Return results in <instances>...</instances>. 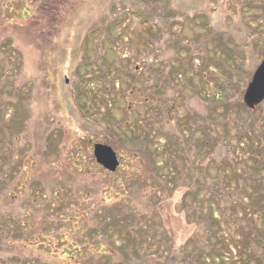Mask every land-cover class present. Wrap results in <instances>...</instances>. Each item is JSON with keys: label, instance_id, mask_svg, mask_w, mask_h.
Wrapping results in <instances>:
<instances>
[{"label": "rangeland", "instance_id": "obj_1", "mask_svg": "<svg viewBox=\"0 0 264 264\" xmlns=\"http://www.w3.org/2000/svg\"><path fill=\"white\" fill-rule=\"evenodd\" d=\"M145 1L0 0V43L5 44L0 55L10 57L12 64L19 53L18 78L29 113L20 142L0 138V150L12 147L14 157H19L9 163L12 170L4 187L0 180V264H125L123 250L112 249L113 242L117 247L123 238L113 235L109 241L110 227L102 237L96 231L103 220V211L95 210L98 204L134 209L140 217L154 214L150 222L137 221V227L146 239L155 235V246L160 244L156 237H165L168 245L160 253L146 252L136 264H196V239L200 247L207 246L208 230H220V239L235 244L242 235L237 225L244 224L241 203L247 204L249 184L245 182L247 189L236 193L235 179L245 165L215 162L209 158V146L203 143L194 151L186 143L202 138L209 114L222 111L219 97L224 87L216 85L219 79L232 84L227 107L241 108L264 128V102L253 111L242 102L264 54V0H170L179 15L191 18H177L172 12L167 22L152 17L155 26L143 15L150 6ZM196 13L209 19L214 37H199L202 29L189 26ZM205 55L217 61L231 57L232 62L228 69L223 63L218 69ZM5 61L0 59L7 65ZM81 94L86 95L77 98ZM151 97L154 104L148 105L144 100L151 102ZM11 112L24 117L20 105ZM191 112L204 121L194 135L181 120ZM164 115L175 117L169 132L159 122ZM234 117L228 120L230 127ZM146 119H154L149 126L152 144L159 149L168 146L183 166L178 173L181 180L174 185L172 164L163 162L162 170L151 173L152 165L147 166L141 154L131 150L137 149L133 143H127L130 131L145 125ZM3 121L4 134L13 138L19 124L13 130L9 120ZM223 122L219 118L211 125L212 132L225 134ZM176 134H181V143H176ZM229 140L236 145L235 137ZM95 143L116 153L120 166L115 173L107 174L95 163ZM162 151L157 153L164 161ZM221 169L225 176L209 182L228 184L222 198L239 202L227 207L223 217L215 211L222 226L208 229L186 214L182 201L191 194L189 175L197 174L202 182L205 172L218 175ZM130 180L137 182L132 194L127 188ZM198 192L206 199V189ZM45 200L53 206H46ZM108 212L104 216L115 211ZM253 218L260 227V214ZM191 237L193 242L186 245ZM231 252L235 254L234 249Z\"/></svg>", "mask_w": 264, "mask_h": 264}, {"label": "trees", "instance_id": "obj_2", "mask_svg": "<svg viewBox=\"0 0 264 264\" xmlns=\"http://www.w3.org/2000/svg\"><path fill=\"white\" fill-rule=\"evenodd\" d=\"M155 3L157 6H155ZM144 4L151 6H149L148 11H143L144 17H148V21L150 22L151 26L156 25H153V23L151 22V18L154 16L155 18L158 17L161 21L164 22L170 20L169 17L172 15V12L175 13V16H177V18L184 17L182 14L179 15L178 10H175L171 7L170 0H148V2L145 1ZM131 13H135V11H132ZM184 18L189 17L186 16ZM199 19L200 22H196ZM192 22L193 23H191V25L189 26H195L196 28L202 29L201 33L198 35L199 37H214V28L210 25L209 19L205 20L204 18H201L200 13H196L192 17ZM114 26L115 25H111V28ZM258 38L259 37H256L255 40H257ZM4 46V43H0V54H2ZM227 49V46H225L224 50ZM18 55V52H16V55L14 54V57L12 58V64L8 63V59L10 57L0 55V59L6 60L5 63L7 64H1L0 62V138L3 135L4 142H8L10 139H13L15 144L20 142L22 133L25 131L24 128L29 118L27 101L25 98L26 91L25 89L23 90V85L22 83H19L18 78V76L21 75V63L19 62L20 59ZM205 57L207 58L206 55ZM226 58L224 60L218 59V61L214 58H207V60H209L211 66L219 69V65L223 63L224 66L228 69L230 65H227L229 64V61H231V57ZM219 61H221V63H219ZM224 72H226V70ZM220 80L221 79L217 81L216 85L219 88L224 87L221 90V94L219 97L222 101L220 103V105L222 106V111L218 112L215 110L212 115L209 114L210 121L205 124L208 126V129L202 135V138L199 137V139H196V141L194 140V138H190L189 140H187L186 146H191L192 148H190L195 151L204 143V145L210 147H207L210 151L209 158L213 161L221 162L231 166H236L237 164L245 165V168L239 170V176L235 179V181L238 182V187L235 191L236 193L242 192L247 189L244 185L245 182L249 184V188L247 189L248 192H246L245 195V197H247V204L241 203V205H243L241 216L243 217L244 224L237 222V227L241 230L242 233V235L240 234L239 237L240 241L238 240L236 244L233 242L229 243L227 240L224 241V239H220V237L218 236L220 230H208V241L206 243L207 246L200 247L198 239H196L197 248L196 251L193 252L196 258L193 260L196 262V264H264V128L261 124L262 122L255 120L252 121L249 117L245 116L244 111L241 112V108L233 111L227 107L230 104V97L228 92L230 91L232 84L231 81L221 83ZM5 86L9 87L5 90ZM78 93H80V91ZM85 95L86 94H81L77 98L83 99V96ZM144 101L148 105L154 104V99L152 97L151 102H148V98H145ZM18 105H20L22 109H24V119L22 117L16 116L13 112H11ZM211 108L212 107H210V109ZM6 111L9 112V114L5 115ZM110 112L111 116V114L113 113L112 107L110 108ZM232 116H235L233 118L234 125L230 127L228 125V120ZM174 118H165L164 115L162 120L163 123L159 120L163 130L169 132L172 129L170 128L172 124L171 120H173ZM198 118L203 117H200V115L193 114L191 112V114L185 115L184 119H181L183 122H185L187 131L192 135L196 134V128L198 126L204 125V121H201ZM219 118L224 120V122L222 123V127L224 128L225 134L223 135H219L218 132L216 133L215 131L214 133L212 132L213 129L211 125H216ZM3 120H9V124L11 125L10 127H12L13 130L19 124L16 135L14 134L13 138L10 136L7 137L4 134L3 129L5 126V121ZM113 120L115 121V119H112L110 121ZM199 121L201 123H199ZM153 122L154 119L153 121L150 119H146L145 125L137 126L134 130H131L130 139L129 141H127V143H133V145L137 149L132 148L131 150L139 152L145 160L147 166L152 165L150 167L151 173H153V171L154 173H156L158 170H162L161 168L163 162L166 163V166L172 164L174 166V171L170 172V174L173 175L172 177H170V179L171 184L174 185L181 180V178L178 179V173L182 171L183 166H181L177 162V159L174 156V152L171 149H168V146H164L159 149L152 144L151 139L153 137V130H150L149 126L153 125ZM166 122H168L167 125ZM112 130L113 132L116 131L114 128H112ZM150 133L151 135H149ZM176 136L178 137L176 143H181V138L179 137L181 136V134H176ZM231 136L235 137L236 145L232 144L229 140L231 139ZM3 139L0 142L2 145ZM170 139L175 142L173 138L170 137ZM203 140L205 141L203 142ZM6 149L7 150L5 151L0 150V180L2 181V187L5 186L4 178L7 176L6 174H8L10 168L12 167L9 165V163L15 162V160L19 159V157H14L12 153V147L10 149ZM161 150H163V155L165 153V157H162L164 161L159 159L160 156L157 153V151ZM240 151L244 152L240 154ZM192 159L193 156H191V162L193 161ZM160 162L161 165L158 166V163ZM6 166H9V168L5 169ZM223 168L225 169L227 167ZM221 171L222 173L220 172L218 173V175L216 174L212 176L208 172H205V180L202 182L197 179V174L189 175L188 177H190V184L188 190H191V194L189 195L192 198L189 199V195H185L182 201V208L184 206V211L186 212V214L191 217L196 224H201L208 229L222 226V220L219 219L218 221V219H215L214 217L215 211L220 214V217H223L226 214L225 209H227V207L233 208L235 206V202L238 201L237 199L224 201V199L222 198V193L224 190H226V188H228V184L225 185L219 184L218 182H209V180L211 179L220 180L221 178H223L225 176V172L223 169H221ZM232 172L236 173L235 170ZM107 174L111 173L107 172ZM248 179L250 181H248ZM136 186L137 182L132 183L131 180L127 181V188L130 194L134 192V187ZM199 189H206V199L199 196ZM45 202L47 201L45 200ZM46 206L51 208L53 204L47 202ZM95 210L103 211L101 217L103 220H105L104 222H102L103 220H100L98 222V225L95 227L96 231H99V234L106 233L108 228L110 227L111 232L109 234V241H111L113 235H115V237L117 235L120 236V239L123 238V241L120 240L121 242L118 243L119 245L117 247L113 242L114 246L112 247V249L113 251L123 250V255L126 256L127 259V261L125 260V264H136L138 259L140 261H143L146 252H150L151 254H156L158 252L160 253L161 248L163 250V248L168 245V242L165 241V237H160L161 239H157L156 237V240L160 242V244L155 246V235L153 234L152 238L146 239L145 235L143 234V230L137 227V221H139L140 219H145V221L150 222L154 214L140 217V214L134 209H129L126 207L123 208V206L117 208L113 205L109 206L102 204H98ZM248 210L250 213H247ZM108 211L115 212H111V215L109 216H104V214ZM154 212L155 211H152V213ZM255 213L260 214V217L262 218L260 227L255 224V220L253 218ZM1 215L2 214H0V216ZM213 223H215V225ZM102 236L103 234L101 235V237ZM21 238L22 237H18L19 240ZM195 238H197V234H195ZM191 241L193 242L192 237L188 240L186 245H188ZM233 249L235 250V254H231V250ZM228 253H230L229 257L227 255ZM233 256H235L236 258H234ZM11 264L27 263L25 261H19L18 263H13V261H11ZM35 264L41 263L36 262Z\"/></svg>", "mask_w": 264, "mask_h": 264}, {"label": "water", "instance_id": "obj_3", "mask_svg": "<svg viewBox=\"0 0 264 264\" xmlns=\"http://www.w3.org/2000/svg\"><path fill=\"white\" fill-rule=\"evenodd\" d=\"M242 101L250 110H253L264 101V58L255 68L252 77L244 90ZM93 154L96 162L108 171H115L119 165L116 153L106 144H94Z\"/></svg>", "mask_w": 264, "mask_h": 264}]
</instances>
